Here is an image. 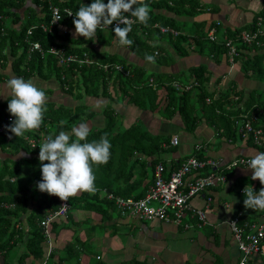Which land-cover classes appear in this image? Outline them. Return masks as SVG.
Returning <instances> with one entry per match:
<instances>
[{
	"label": "trees",
	"instance_id": "1",
	"mask_svg": "<svg viewBox=\"0 0 264 264\" xmlns=\"http://www.w3.org/2000/svg\"><path fill=\"white\" fill-rule=\"evenodd\" d=\"M92 2L93 0H0L1 70H6L10 67L12 74H15L17 77H23L25 80L37 77L45 82L56 81L58 82L59 89L68 93L71 97H75V95L79 97L99 94L106 96L110 93L108 89L111 86L119 97L123 99L127 96L128 101L134 102L140 108H162L163 111L169 112V115L178 113L187 131L192 132L197 126L198 121L204 118L214 126L219 138H230L231 141L236 140V135L243 139L241 133L238 132L239 134H237L236 119L242 113L247 112L257 115V121L263 128L264 135V116L258 113V110L255 108L264 110V91L252 89L245 97L244 89H235V84L232 83L226 90L214 96V92H208L204 85L207 80V67L202 64L189 68L187 75L185 72H178L172 75L157 72L156 74L150 73L145 77L143 76L144 69L137 64L126 62L124 58L116 53L105 52L102 50L105 47H99V50L92 46L93 42L97 43L98 46H108L112 41L118 42V37L115 36L114 32L115 27H112V25H109L108 29H104L103 31L98 29L95 41L85 40L84 37L72 39L68 32L59 34V26L75 27L73 20L76 17H68L63 9L68 8L75 15V12L81 4L90 5ZM104 2L107 3V0H104ZM145 2L150 7V20L147 26L136 21V18L132 17L130 13L126 14L128 18L133 20L132 31L128 34V38L133 40V44L128 48L139 58L145 60L146 55H155V64L168 65L171 59L173 60V56L167 46L163 45L164 42L162 44L161 42L159 43L160 40L165 41L168 45L170 44L169 46L180 56L186 55L188 52L187 47L184 46L185 43L191 47L194 44L196 46L195 51L213 56L216 61H219L220 57L225 54L227 48L224 42H212L208 40L204 30L198 33L196 29L193 36H188L184 33L173 36L171 33H163L160 31V26L179 29L180 25H184V20L178 19L179 17L190 18L204 12L206 7L199 4L197 0H145ZM53 5L59 7L61 10V19L56 24L52 23L50 6ZM261 14H264V10L259 13V15ZM253 23L250 29L255 30L257 28L255 19ZM195 24L200 26L202 22H195ZM120 26L123 27L124 25L121 24ZM242 29L245 28L235 29L230 33V37L236 41V48L240 52V56L236 58V61H239V69L244 76L264 82V33L259 37V40L263 43L261 46H256L255 44L248 45L242 42L239 37ZM35 41L40 43L43 54L38 51L29 53L30 43ZM52 45L58 48L62 47L66 55L72 54L76 58L90 59L92 62L88 63L84 61L82 64H79L74 61L63 66L58 65L55 57L48 52V49ZM250 52L253 53L250 54ZM102 64H108L110 67L104 70L101 66ZM115 64L121 65L122 71H117L113 67ZM126 70L128 74H124ZM182 77L185 80H189L191 77L193 78L189 80L191 87H183L182 91L179 92L172 85V82L178 81L182 83L184 81L181 79ZM8 78L6 73L0 72V83L7 81ZM153 85H155V88L152 87ZM160 89H163L164 91H162L165 93L158 100V91ZM43 90L48 97V89ZM236 95H239V98L236 99ZM11 98L12 96H9L4 101H0V126L3 124L9 125L15 120V117L8 111V102ZM207 99L209 100L208 102L206 101ZM55 105L56 102L48 100L46 105L47 111L44 113L43 123L40 128L26 132L23 137H16L6 127V131L11 134V137L9 140H6L5 134L0 133L1 152L18 153L20 151L33 150L29 141L31 139L36 140L38 142L34 147L36 148L40 144V137L50 132L58 134L60 131H65L71 136L73 126L83 121L84 116L77 109L81 106H75L74 109L71 106L66 107L63 104ZM198 110L200 113L197 112ZM104 113L106 116L104 126L100 129L90 131L87 142H91L92 140L98 141L101 136L107 134V138L111 143V155L107 164L99 166L93 165L94 170H101L104 173L105 166L107 169L112 167L115 162V157L117 160L120 158L121 163H127L128 159L135 152L142 151L150 155L163 150L157 143V140L161 136L154 137L147 131H140L139 126L136 124H131L122 132L113 134L115 130L111 128L114 126L112 123H114L115 113L108 106L105 107ZM61 121L65 122L63 126L60 124ZM71 138L73 139L74 136H71ZM146 138L147 141H145ZM164 139L168 141L167 137ZM245 140L247 143L254 144L251 136ZM116 143L119 146L117 149H114ZM256 147L264 152V148L260 146ZM195 155L199 158H206L198 154ZM138 161H140V176L133 183L141 186L144 179H147L145 177L148 167L146 160L135 158L134 161H130V168L126 171V174L124 173L126 175L124 179L129 180V177L130 179L133 177V167ZM156 162V159L150 161L151 174L150 178L145 181L146 183L144 182L146 188L154 181ZM8 163L9 160L5 159L0 166V257L3 258L4 264H11L7 259L11 255L14 244L22 243L24 230L16 229L15 221L19 211L26 212L27 192L30 190L31 184L30 180H26L24 174H20V165L9 166ZM178 166H170V168H167L168 166L165 164L164 175L167 176ZM203 171L204 173H208L210 168L206 167ZM224 173L230 178L233 170H225ZM240 178L233 182L232 187L240 186L238 189L241 192L248 181L245 183L242 182V184ZM134 184H130V187L126 189H109L108 191L112 192L114 197L133 196L131 189ZM254 184L251 187L256 191V186L260 182ZM112 187L115 188V186ZM145 187L142 194L138 193L133 197L138 198L144 196L146 191ZM210 191H204L205 198L210 196L212 199ZM87 193L81 192L79 196L71 197L72 204L74 203L76 205L78 201L85 200L89 204H97L99 207L95 209H98V212L103 214L106 212L107 207L110 209L115 207L114 198L104 196L100 199L99 203V199L96 200L98 198L97 193L92 196L95 199L94 201L85 199ZM52 196L47 201L51 202L52 209H55L57 207L56 203L60 198L55 195ZM212 203L213 199L211 201ZM3 204L10 206L4 207ZM260 214L256 216L259 217ZM44 215V211L41 210L39 212H30L28 217V223L30 224L29 235L24 242L25 250L18 257L19 262L29 256L34 258L44 256V249L41 244L44 237L40 226V220ZM107 217H110L109 213ZM197 220V217L190 219V221ZM249 220L256 219L252 218V215L243 214L240 218V224ZM70 248L74 250V244H69L68 250ZM50 256L52 257L51 253L49 254Z\"/></svg>",
	"mask_w": 264,
	"mask_h": 264
},
{
	"label": "crops",
	"instance_id": "2",
	"mask_svg": "<svg viewBox=\"0 0 264 264\" xmlns=\"http://www.w3.org/2000/svg\"><path fill=\"white\" fill-rule=\"evenodd\" d=\"M197 1L206 7L205 11L195 17H179L178 19L180 20H187L193 23L195 27L193 30L181 29V27L175 29L178 34L184 33L188 36H193L195 30L199 27L195 22H202L200 26L204 27L203 30L206 36L207 30L215 26L220 37L227 36L231 38L230 33L235 29L245 28L242 30H252L247 28L252 27L255 17L264 10V0ZM59 27V34L68 32L72 39L83 37L75 35V27ZM160 42L161 44L164 42L163 45L167 46L173 56V60L171 59L168 65L151 64L139 58L128 47L121 46L119 41H112L108 46H98L97 43L93 42L92 46L99 50L101 47H105L102 50L120 55L126 62L137 64L144 69V72L148 71V74L161 72L162 74L172 75L178 72H185L187 75L189 68L200 64L205 65L207 67V80L204 85L208 92H214V96L226 90L232 83L235 84V89H244L245 97L252 89H264V82L244 76L239 69V63L235 60L231 64L227 60L226 54L222 55L219 61H216L213 56L195 51L196 46L194 44L191 47L185 43L184 46L187 47L188 52L186 55L180 56L169 46L170 44L168 45L162 40ZM233 42L236 45V41L233 40ZM262 44L260 40L259 45H255L261 46ZM1 71L8 75V80L14 76L17 77L11 73L10 67L6 70L0 69ZM191 78L189 80H192ZM181 79L184 80L182 82L184 85H190L188 79L185 80L184 77ZM31 80L38 87L48 89V100L56 102L55 106L64 104L66 107L71 106L75 109V106L79 105L82 107L84 105L90 108L94 115L92 116L91 113L86 119L81 121L89 125L90 131L104 126L106 121L104 111L105 107L108 106L114 111L115 117L120 116L126 119L124 123H114L113 130L115 127L119 129L123 124L128 127L131 124H135L133 123L134 121H137L141 124L136 123V125L139 128L142 125L144 131H147L150 135L154 137L161 136L157 143L163 149L162 151L150 155L140 151L133 153L131 156L133 160L135 158L146 160L147 166H149L150 161L156 159V164L162 163L164 166L166 164L167 168H170V166L176 167L186 158L196 156L195 154L206 158L219 159L222 162H229L240 156L251 159L253 153L262 152L254 144L247 143L245 139L239 138L238 135H236L235 141H231L230 138H219L214 126L204 118L198 121L192 132L187 131L178 113L169 115V112L163 111L162 108H140L134 102L128 101L127 96L123 99L119 97L111 86L108 89L110 93L106 96L99 94L79 97L75 95V97H71V95L59 89L56 81L45 82L37 77ZM7 81L0 83V94L4 95H1L3 101L7 97L12 96L11 89L4 88ZM174 82L178 81H173L172 85ZM152 87L155 88V85ZM162 90L158 91V100L165 93ZM235 98H239V95H236ZM63 100L66 102H63ZM197 112L200 113L199 110ZM237 134H239L238 130ZM172 135L178 136L176 145L170 144ZM165 137L168 138V141L164 139ZM43 139L44 137L41 136L39 139L40 143H42ZM39 151V146L33 148V150L20 151L18 153L1 152L0 150V166L5 159L9 160V166L20 165V174H24L26 180L31 182L30 190L27 192L26 212L19 211L15 221L16 229L24 230V232L22 243H15L13 246V249L16 248L15 255L11 253V256L7 259L11 264H234L238 260L240 252L233 239L229 222L239 210H242L244 215H252V218L256 220H264V211L245 209L243 201L246 197L244 192L239 191L238 188L240 186L232 187L233 182L240 177V182L245 183L248 181L247 185L250 187L255 185L254 183L260 182L258 179H251L253 169L239 166L233 169V174L223 187L210 191L213 203L206 210L207 222L202 225L198 224V221H191L193 226L184 228L182 224L176 225L161 221L139 220L136 217L120 216L118 212L116 213L117 216L113 218L107 206L106 214H103L98 212V209H95L99 207L97 204H89L85 200L78 201L76 205L71 202L72 208L67 218L54 223L50 229V245L47 243L42 230L44 240L41 244L44 249V256L40 258L29 256L19 262L18 257L25 250L24 242L29 235L30 224L28 223V217L30 212H39L41 210L46 214L53 210L51 202L47 201L53 196L39 191L37 186V182L42 180L41 162L38 159ZM131 158L124 164L114 162L110 169L105 166V174L101 170H94L97 189L95 193H97L98 197L96 200L99 199V203L104 196L109 193L112 194V192L108 191L109 189H126L139 179V176L135 179L134 175L131 179L129 177V180L124 179L126 178V171L130 168L129 162ZM44 163L48 162L45 161ZM138 163L140 166V161ZM11 179L13 180V178ZM145 181L146 179H144L141 186L139 184L132 186L133 196L144 192ZM112 183L113 185H111ZM112 186H115V188ZM262 187L264 185L260 183L256 186V191L258 192ZM95 193H87L85 199L94 201L95 199L92 196ZM79 194L76 196H79ZM133 196L129 197L134 198ZM203 198L205 196L195 197L191 199V202L195 206H200ZM58 202L56 206H58ZM112 209L115 210V207ZM108 213L110 217H107ZM259 213L261 214L257 217L256 215ZM71 243L74 244V250H71V248L68 250V246ZM49 246H51L50 250ZM50 253L52 257H49ZM0 264H4L2 257H0ZM247 264H264V253L261 255H250Z\"/></svg>",
	"mask_w": 264,
	"mask_h": 264
},
{
	"label": "built area",
	"instance_id": "3",
	"mask_svg": "<svg viewBox=\"0 0 264 264\" xmlns=\"http://www.w3.org/2000/svg\"><path fill=\"white\" fill-rule=\"evenodd\" d=\"M50 9L52 23L59 18L55 21L54 24H56L61 19V10L55 5L50 6ZM63 11L67 14L72 12L68 8L63 9ZM67 16L70 18L75 17L74 14ZM255 25L257 27L255 30H242L240 32L239 37L242 42L259 45V37L264 33V16L260 15L255 21ZM112 26H117V22L114 21ZM159 29L161 32H170L173 35L178 34L177 30L168 26H160ZM207 38L211 41L221 40L224 42L227 48L225 52L226 58L231 64H233L236 58L240 56V52L237 50L236 45H234L233 40L227 36L220 37L215 26L210 27L207 30ZM34 51L43 54V49L37 41L31 42L29 46V53ZM48 52L55 57L58 65L62 66L74 61L79 64H82L84 61L88 63L92 62L90 59L76 58L72 54L66 55L62 47L58 48L52 45L48 49ZM101 66L104 70H107L110 67L108 64H102ZM113 67L117 71H122V66L119 64H115ZM124 74H128V71H124ZM173 86L179 92L182 91L183 87H191V85L188 86L178 82H174ZM206 101L209 100L207 99ZM255 108L258 110V113L264 116L263 109ZM257 120V115L249 114L247 112L242 113L239 118L236 119L237 130L243 135V139H247V137L251 136L253 143L256 146L264 148L263 128ZM255 122L256 124H254ZM6 126L7 124L0 126V133H4L6 140H9L11 134L6 131ZM43 137H46V134H43ZM29 142L32 147L33 145L38 144L34 139H31ZM177 143L178 136L172 135L170 144L176 145ZM249 160V157L240 156L229 162H222L219 159L190 156L182 161L179 166L176 169H173L167 176L164 175V165L158 163L154 170V181L148 185L143 197H114L113 194L110 193L107 194L106 197L114 198L115 209L120 216L136 217L139 220L145 221H161L167 224H182L184 228L192 227L193 224L190 219L197 217L198 224L202 225L207 222L206 210L211 207L212 199L208 196L202 201V205L199 207L195 206L191 202V199L205 196L204 191L223 187L228 181V177L224 171H232L235 168H232L233 163L237 161L243 163L236 167H247ZM206 167L210 168L208 173L203 172V169ZM241 191L243 192V189ZM3 206L8 207L10 205L3 204ZM71 208V197L67 201L59 199L58 206L47 212L40 220V226L49 245L51 227L54 223L65 220ZM243 214V211L239 210L229 222L233 239L240 252V256L234 264H247L250 255H261L264 253V220H249L240 224V218ZM186 218H188V220H186ZM50 248L51 246H49V250Z\"/></svg>",
	"mask_w": 264,
	"mask_h": 264
},
{
	"label": "clouds",
	"instance_id": "4",
	"mask_svg": "<svg viewBox=\"0 0 264 264\" xmlns=\"http://www.w3.org/2000/svg\"><path fill=\"white\" fill-rule=\"evenodd\" d=\"M129 13L139 23L148 25L150 7L145 0H107V3L104 0H93L90 5L81 4L73 20L75 35L95 41L97 30L108 29L115 21L117 26L114 32L119 44L131 47L133 40L128 38V34L132 31L133 20L126 15ZM67 15L71 16L73 13L69 12ZM121 24L124 26L121 27ZM145 60L151 64L156 63L155 55H146ZM4 88L11 89L12 98L8 102V111L15 117V120L6 126L7 130L16 137H23L26 132L39 129L47 111L46 92L31 79L25 80L15 76L5 83ZM64 123L61 121V126ZM89 135V125L81 122L71 129V136L75 139L65 131L50 133L44 137L39 144L38 159L41 162L42 174V180L37 182L39 191L58 196L62 201H67L81 192H96L93 165L108 163L111 143L107 134L101 136L98 141L87 142ZM35 146L33 145V148ZM45 161L48 163H44ZM242 163L237 161L233 163L232 168ZM246 168L254 170L252 180L258 179L261 185H264V152L253 153ZM243 192L246 197L243 201L245 209L264 211V187L257 192L246 186Z\"/></svg>",
	"mask_w": 264,
	"mask_h": 264
},
{
	"label": "rangeland",
	"instance_id": "5",
	"mask_svg": "<svg viewBox=\"0 0 264 264\" xmlns=\"http://www.w3.org/2000/svg\"><path fill=\"white\" fill-rule=\"evenodd\" d=\"M262 16H264V14H261ZM260 15L258 14L256 17H255V21L257 20V18L259 17ZM180 27H181V29H192L193 30V28L195 27V25H193V23H191V22H189V21H187V20H184V25H180ZM203 28L204 27H201V26H199L198 27V32H201V30H203ZM247 29H250L249 27L247 28ZM248 53V52H247ZM253 52H250V54H252ZM237 63H239V61H236ZM1 69V68H0ZM4 69V68H3ZM5 70V69H4ZM148 75V71H145L144 73H143V76H147ZM40 81V80H39ZM41 82H43V81H41ZM57 83V85H58V82H56ZM261 91H264V89L263 90H261ZM0 101H3L2 100V96L0 95ZM63 102H66L65 100H63ZM64 105V104H63ZM77 109H79L80 110V113H82L81 115L82 116H84L83 117V119H86L87 117H88V115H89V113H92L91 112V110H90V108H88V107H85L84 105L82 106V107H78ZM72 113H74V112H72ZM92 116L94 115L93 113L91 114ZM117 117V118H116ZM116 117H114V123L116 124V123H124V121L126 120V119H124V118H121L120 116H116ZM114 123H112V125H114ZM133 123H140V122H137V121H134ZM141 124V123H140ZM76 125V124H75ZM74 125V126H75ZM77 125H78V123H77ZM121 125V124H120ZM126 127V125L125 124H123V125H121L120 127H119V129L117 128V127H115L114 128V130H115V132H113V134H115L116 132L117 133H119V132H122L124 129H126L125 128ZM111 128V127H110ZM124 128V129H123ZM111 129H113V128H111ZM110 130V129H109ZM139 130L140 131H143L144 130V128H143V126L141 125L140 126V128H139ZM141 139H144V138H141ZM145 141H147V138L145 139ZM143 143V142H142ZM118 146L119 145H117V143L115 144V147H114V149H117L118 148ZM114 161L115 162H117V163H120L121 162V160H120V158H119V160H117V158L115 157L114 158ZM132 161H134L133 160V158H131V162ZM124 164V163H123ZM139 163H135L134 164V167H133V171H132V173H134V176H135V179L138 177V176H140V166L138 165ZM110 173V172H109ZM150 166H148L147 167V175H146V178L148 179V178H150ZM146 179V180H147ZM250 187L249 185H245V187ZM138 190H140V188H138ZM107 209H109V212L112 214V216H113V218L114 217H116L117 215H116V213H117V210L115 209V210H111L109 207L107 208ZM207 214V213H206ZM17 247V246H16ZM15 250H16V248H14V249H12L11 250V253L13 254V255H15ZM11 255H9V257H10ZM156 264V263H155Z\"/></svg>",
	"mask_w": 264,
	"mask_h": 264
}]
</instances>
